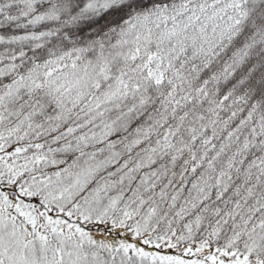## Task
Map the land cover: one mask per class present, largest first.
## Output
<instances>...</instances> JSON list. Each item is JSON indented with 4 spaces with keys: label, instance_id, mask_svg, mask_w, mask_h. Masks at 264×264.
I'll return each instance as SVG.
<instances>
[{
    "label": "snow or ice",
    "instance_id": "obj_1",
    "mask_svg": "<svg viewBox=\"0 0 264 264\" xmlns=\"http://www.w3.org/2000/svg\"><path fill=\"white\" fill-rule=\"evenodd\" d=\"M0 264H264V0H0Z\"/></svg>",
    "mask_w": 264,
    "mask_h": 264
}]
</instances>
